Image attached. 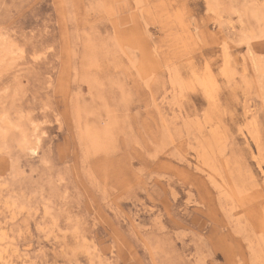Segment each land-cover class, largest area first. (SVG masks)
I'll return each mask as SVG.
<instances>
[{"label": "rangeland", "instance_id": "374dc122", "mask_svg": "<svg viewBox=\"0 0 264 264\" xmlns=\"http://www.w3.org/2000/svg\"><path fill=\"white\" fill-rule=\"evenodd\" d=\"M0 264H264V0H0Z\"/></svg>", "mask_w": 264, "mask_h": 264}, {"label": "bare ground", "instance_id": "6f19581e", "mask_svg": "<svg viewBox=\"0 0 264 264\" xmlns=\"http://www.w3.org/2000/svg\"><path fill=\"white\" fill-rule=\"evenodd\" d=\"M24 140V139H23ZM26 141V140H25ZM28 143V142H27ZM207 146V145H206ZM197 147V146H196ZM23 148V147H22ZM205 153V152H204ZM51 172V171H50ZM49 175V174H48ZM50 176V175H49ZM51 178V177H50ZM22 179V178H21ZM59 183H60V180H58ZM53 185V184H52ZM56 190V189H55ZM56 192V191H55Z\"/></svg>", "mask_w": 264, "mask_h": 264}]
</instances>
